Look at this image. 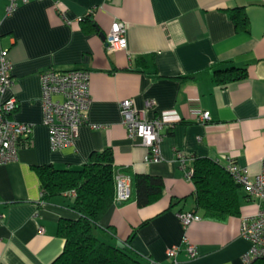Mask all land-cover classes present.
<instances>
[{
	"label": "crops",
	"instance_id": "crops-1",
	"mask_svg": "<svg viewBox=\"0 0 264 264\" xmlns=\"http://www.w3.org/2000/svg\"><path fill=\"white\" fill-rule=\"evenodd\" d=\"M7 5L0 0V46L9 48L13 63V118L31 123L32 132L19 158L0 164V264H51L65 245L59 220L77 217L66 193L41 199L32 167L79 168L105 149L112 150L116 171L157 175L165 186L143 207L132 186L131 198L104 214L97 236L147 264H246L250 241L241 235V216L256 213L259 201L243 189L240 215L206 217L185 171L196 157H208L220 164L230 158L250 176L264 172V0H30L11 13ZM235 7L244 8L249 32L235 27L227 12ZM115 21L125 22L128 44L108 51L105 37ZM232 66L247 76L219 84L215 70ZM73 68L90 73L88 119L71 144L53 149L40 75ZM124 99L146 119L164 122L160 161L148 162V149L128 136ZM204 111L210 119H201ZM187 210L202 219L184 227L178 213ZM185 237L196 246L195 257ZM177 244L174 262L167 249Z\"/></svg>",
	"mask_w": 264,
	"mask_h": 264
},
{
	"label": "built area",
	"instance_id": "built-area-1",
	"mask_svg": "<svg viewBox=\"0 0 264 264\" xmlns=\"http://www.w3.org/2000/svg\"><path fill=\"white\" fill-rule=\"evenodd\" d=\"M30 0H8L7 12L11 13L19 5ZM128 44L127 27L123 21L113 22L105 37L108 51L126 48ZM13 63L9 48L0 46V164L16 161L19 150L28 146L32 132V124L13 118L17 108V97L13 92L15 83L12 75ZM43 123L47 126L50 143L53 149H59L71 144L79 134L81 125L87 122V113L91 105L90 73L83 68L69 70L49 69L40 75ZM148 104H151L148 102ZM122 121L128 136L148 149L146 160L158 162L162 159L160 143L163 137L164 122L160 118L148 120L144 113L134 107L131 99L120 102ZM202 120L210 119V112L204 111ZM98 125L93 124L92 127ZM185 157L179 154V160L184 163ZM242 186L248 196L258 200L260 207L256 213L241 216L240 232L250 241V247L243 255L246 264L253 260L264 258V172L250 176L246 169L240 168L232 159L222 164ZM192 167L186 169L185 176L191 180ZM132 178L128 173L116 171L114 202L122 204L132 196ZM71 190L66 195H75ZM178 216L184 227L202 219V215L194 210L181 211ZM186 251L190 257L197 254L196 246L185 237ZM180 245H172L167 249V255L176 262Z\"/></svg>",
	"mask_w": 264,
	"mask_h": 264
},
{
	"label": "trees",
	"instance_id": "trees-1",
	"mask_svg": "<svg viewBox=\"0 0 264 264\" xmlns=\"http://www.w3.org/2000/svg\"><path fill=\"white\" fill-rule=\"evenodd\" d=\"M227 12L238 31H250L243 7L227 9ZM214 73L222 85L247 76L246 69L235 66ZM191 167L198 210H203L206 217L218 220L240 215L243 188L222 164L208 157H196ZM32 168L41 181L42 200H50L71 190L76 192L67 196L77 217L59 220L57 233L64 238L65 245L51 264H147L138 253L106 242L95 234L100 220L114 203L116 166L112 150L94 151L90 160L79 168H59L52 164ZM132 179L139 207L162 196L165 186L162 177L137 173ZM250 264H264V258L255 259Z\"/></svg>",
	"mask_w": 264,
	"mask_h": 264
}]
</instances>
